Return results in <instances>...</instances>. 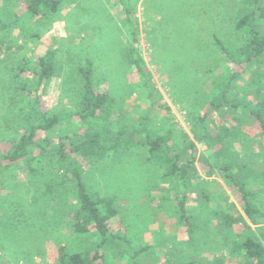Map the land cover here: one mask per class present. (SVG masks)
<instances>
[{
  "label": "rangeland",
  "instance_id": "374dc122",
  "mask_svg": "<svg viewBox=\"0 0 264 264\" xmlns=\"http://www.w3.org/2000/svg\"><path fill=\"white\" fill-rule=\"evenodd\" d=\"M237 4L238 0H136L140 53L151 72L153 89L149 90L138 85V74L124 56L129 34L121 4L113 7L110 0H64L50 19L32 23L31 36L19 30L0 34L1 154L25 131L26 100L15 74L26 62L32 66L48 48L57 51L58 70L38 93L49 115L68 116L77 109L79 69L91 65L93 78L112 97L115 118L137 123L151 109L160 127L165 124L177 138H183L184 132L194 140L190 117L205 108L212 81L233 70L218 53L214 39L217 36L229 46L239 42ZM2 6L8 16L25 9L21 0H8ZM9 44L13 47L7 50ZM258 71L259 66L254 65L243 80L255 79ZM24 76L34 78L29 72ZM148 92L153 96L147 97ZM77 123L72 117L50 132L53 144L60 134L78 131ZM240 123L264 146L252 114L243 111ZM196 147L199 158L204 146L197 143ZM71 158L77 159L89 192L115 200L119 209L114 220L116 233L132 237L135 247L150 244L154 260L183 257L182 262L204 261L216 252L226 264H240L222 246L224 232L215 222L194 235L192 243L184 242L186 225L170 215L169 209L177 204L183 189H169L168 198H162L169 183L161 180V169L147 159L144 148H112L89 161ZM195 170L201 178V182L194 179L195 184L209 190L213 202L228 197L235 204L234 212H242L234 186L216 172L210 175L199 159ZM200 198L199 192L192 193L189 205L196 206ZM76 206L72 169L59 155H42L36 149L23 161L0 164V264H51L59 246L73 241ZM212 208L217 205L213 203ZM93 239H100L99 235ZM93 239L82 242L81 248L91 246ZM123 248L124 244L116 245V253ZM118 260L130 264L128 259Z\"/></svg>",
  "mask_w": 264,
  "mask_h": 264
},
{
  "label": "trees",
  "instance_id": "16d2710c",
  "mask_svg": "<svg viewBox=\"0 0 264 264\" xmlns=\"http://www.w3.org/2000/svg\"><path fill=\"white\" fill-rule=\"evenodd\" d=\"M7 1L0 0V34L19 30L31 36L32 23L50 19L61 9L64 0H21L24 12H13L9 16L2 6ZM110 3L113 7L122 5L129 34L124 56L138 74V85L153 89L151 72L140 53L136 0H110ZM237 5L235 31L239 42L229 46L217 36L214 39L218 53L233 70L212 81L205 108L190 117L194 140L184 132L183 138H177L172 128L165 129V124L160 127L152 118L151 109L137 123L115 118L112 97L93 78L90 64L79 69L81 87L77 109L68 116L49 115L38 92L57 73V51L48 48L36 57L32 66L26 62L19 67L15 76L26 100L23 108L25 131L17 140L11 141L8 150L0 152V164L23 161L38 149L42 155H59L71 167L75 181L77 206L73 241L59 246L51 264H119L120 258L128 259L130 264H226V259L216 252L204 261L199 258L182 262V257L158 262L151 255L150 244L135 247L132 237L116 233L114 228L118 227H115L114 220L119 209L115 200L89 192L82 182L78 161L71 156L89 161L95 154L103 157L106 150L122 147L128 150L144 148L147 159L161 169V180L169 183V187L163 190V199L168 198L169 189L177 186L183 189L177 204L169 205V213L186 225L185 243H192L194 235L210 222H215L224 232L222 246L231 251L240 264H264V146L260 147L256 136L240 123L243 111L249 112L257 121L259 134L264 139V0H238ZM12 47L7 45V50ZM254 65L259 66L257 77L243 80ZM24 72L34 78H27ZM33 91L35 95L31 96ZM148 96H153V92H148ZM226 116L230 119H225ZM72 117L78 122V131L60 134L58 142L53 144L50 132ZM197 143L204 146L199 158ZM197 159L208 167L210 175L214 172L220 174L229 186L238 190L242 212H234L235 204L228 197L213 202L209 190L195 184L194 179L201 182L195 170ZM197 192L201 195L200 201L196 206L189 205L190 195ZM213 203L217 208H212ZM159 205L165 207L166 204L160 202ZM96 235L100 239L94 240ZM89 239H93V244L81 248V243ZM118 244H124L119 255L116 253Z\"/></svg>",
  "mask_w": 264,
  "mask_h": 264
}]
</instances>
